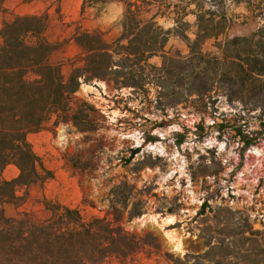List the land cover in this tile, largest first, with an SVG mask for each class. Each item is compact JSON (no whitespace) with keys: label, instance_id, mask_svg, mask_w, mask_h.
I'll return each mask as SVG.
<instances>
[{"label":"rangeland","instance_id":"374dc122","mask_svg":"<svg viewBox=\"0 0 264 264\" xmlns=\"http://www.w3.org/2000/svg\"><path fill=\"white\" fill-rule=\"evenodd\" d=\"M103 1L82 11V0H35L27 4L7 0L0 2V28L17 15H46L45 36L55 45L49 61L67 78L73 68L83 66V52L72 39L77 30L102 32L108 41L121 34L124 4ZM223 4L232 21L225 37L255 35V40L264 42V0H224ZM185 20L192 26L188 34L193 38L195 18L188 15ZM156 21L164 29L174 25L172 15L157 17ZM211 44L209 41L205 47L214 51ZM165 50L181 55L188 51L184 41L175 36L169 37ZM251 50L256 56L264 55L261 44L251 46ZM149 62L160 66L161 58L156 56ZM80 81L73 96L94 108L90 118L94 131L81 132L71 122L53 125L52 119L39 132L29 134L33 152L53 178L17 188L16 194L23 200L0 206L5 215L25 213L40 222L47 217L45 202L57 201L80 207L88 216H104L109 208L105 199L108 190L126 180L138 190L137 198L146 203L140 216L128 219L129 204L122 212L121 224L129 232L156 238L162 253L181 262L187 260V264L195 261L192 257H201L200 262L207 264L204 255L208 242L226 237L225 246L229 245L232 258L223 264H264V76L256 81L254 92H244L245 104L213 89L204 111L183 103L159 106L153 87H146L148 93L142 98L132 92L133 88L116 86L107 79ZM84 85L85 92L81 89ZM238 126L252 139L250 145L245 146L235 135ZM158 144L161 152L152 149ZM256 148L261 149L259 156L250 153ZM132 150H138L133 158ZM74 166L82 168V173ZM18 173L9 165L2 178L11 180ZM84 196L95 208L82 205ZM204 202V213L196 216ZM169 208L173 212H168ZM148 215H173L174 221L155 228L147 223ZM143 216L145 223L134 226ZM168 230H178L185 238L183 253L169 249L166 236L160 232ZM256 230L258 235L252 233ZM136 262L172 264L163 257L147 258L143 253ZM110 264L121 263L113 260Z\"/></svg>","mask_w":264,"mask_h":264},{"label":"trees","instance_id":"16d2710c","mask_svg":"<svg viewBox=\"0 0 264 264\" xmlns=\"http://www.w3.org/2000/svg\"><path fill=\"white\" fill-rule=\"evenodd\" d=\"M19 1L27 4L35 0ZM119 1L124 4L120 36L108 41L102 32L77 30L72 39L83 52V66L73 68L67 78L49 61L55 45L45 36L46 15H17L3 22L0 206L20 204L23 197L16 194L17 188L53 178L33 152L27 140L29 134L39 132L52 119L53 125L71 122L81 132L94 131L90 121L94 108L73 96L81 79L84 82L107 79L116 86L133 88L132 92L142 98L148 93L146 87H153L159 106L183 103L195 111H204L213 89L245 104L244 92H254L256 81L260 82L264 76V55L256 56L251 50L256 44L264 48V42L255 40V35L224 36L232 22L225 12L224 0ZM103 3V0H82L81 9ZM171 15L174 23L171 28L164 29L156 21L157 17ZM188 15L195 18L193 38L188 34L192 27L185 20ZM170 36L184 41L187 54H170L165 50ZM209 41L214 51L205 47ZM156 56L161 58L160 66L149 62ZM234 131L245 146L251 144L252 139L241 126ZM131 152L133 158L138 150ZM9 165H14L19 173L16 178L5 180L2 173ZM76 166L74 169L82 173V168ZM136 192V187L126 180L112 185L105 196L109 208L104 216H88L80 207L46 201L47 217L36 222L25 213L9 217L0 207V264H110L113 260L136 264L141 253L147 258L163 257L172 264H187V260L181 262L169 253H162L157 239L150 234L139 236L122 226V212L129 204L128 219L142 214L146 202L137 198ZM81 203L95 208L94 202L85 196ZM206 207L204 202L196 216L203 214ZM173 210L169 208L168 212ZM252 233L259 234L257 230ZM237 234L244 237L243 232ZM225 239L208 242L210 246L204 255L207 264H223L232 258ZM192 258L195 259L192 264H204L201 257Z\"/></svg>","mask_w":264,"mask_h":264},{"label":"bare ground","instance_id":"6f19581e","mask_svg":"<svg viewBox=\"0 0 264 264\" xmlns=\"http://www.w3.org/2000/svg\"><path fill=\"white\" fill-rule=\"evenodd\" d=\"M87 86H82L81 89L85 92L87 90L86 88ZM59 139H61V133L59 134ZM221 147V146H220ZM157 149L160 152L162 151L161 146L158 145H154L152 146V149ZM261 149L260 148H256L254 149L253 152H250L251 154L255 155V156H259ZM144 218H146L145 216L140 217V221L141 224L143 225V223H145L143 220ZM174 221V217L173 215H167L165 217H159V216H150L148 215V221L147 223H150L153 227L155 228H160L161 225H168L171 224ZM163 234L166 236L165 242L166 244H168V246L170 247L169 249L171 250V252L173 253H183V245L185 243V238L181 235V233L178 230H168L163 232Z\"/></svg>","mask_w":264,"mask_h":264},{"label":"water","instance_id":"95a60500","mask_svg":"<svg viewBox=\"0 0 264 264\" xmlns=\"http://www.w3.org/2000/svg\"><path fill=\"white\" fill-rule=\"evenodd\" d=\"M140 225H141V221H140V217H139L138 220H137V222L134 223V226L139 227ZM160 232L163 235V232L164 231H160Z\"/></svg>","mask_w":264,"mask_h":264},{"label":"crops","instance_id":"0c3cea01","mask_svg":"<svg viewBox=\"0 0 264 264\" xmlns=\"http://www.w3.org/2000/svg\"><path fill=\"white\" fill-rule=\"evenodd\" d=\"M18 1H19V0H18ZM0 2H1V4H3L4 2H6V0H5V1H3V2L0 0ZM19 2H20V1H19Z\"/></svg>","mask_w":264,"mask_h":264}]
</instances>
